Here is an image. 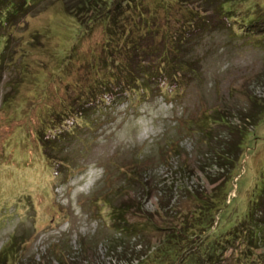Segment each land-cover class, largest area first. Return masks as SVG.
Masks as SVG:
<instances>
[{
	"label": "rangeland",
	"instance_id": "rangeland-1",
	"mask_svg": "<svg viewBox=\"0 0 264 264\" xmlns=\"http://www.w3.org/2000/svg\"><path fill=\"white\" fill-rule=\"evenodd\" d=\"M142 2L157 12L154 19L167 24V11L156 0ZM243 2L247 7L236 14L240 21L226 19L224 25L207 0H165L179 17L186 6L194 7L213 25L202 24L183 49L192 64L185 75L175 68L167 82L161 70L144 75L133 66L141 81L129 89L100 85L119 75L133 53L109 40L108 22H88L94 12L80 24L62 4L43 0L1 27L0 258L4 262L10 254L5 264H64L62 251L76 264H139L147 258L150 264V253L167 237L169 226L191 218L231 174L219 167L210 147L220 135L223 145L228 136L235 142L232 126L251 132L212 228L225 232L243 222L256 198L264 200V37L257 25L248 27L252 34L240 30L255 6L264 9V0ZM155 42L162 45L163 38ZM158 54L147 61L159 60ZM58 124L65 126L55 131ZM172 138L178 147L166 151L164 159ZM133 167L149 188L123 185L125 170ZM118 186L121 195H111ZM109 194L110 202L100 201ZM129 196L138 203L137 211L152 214L159 226H149L141 237L120 239L109 206ZM135 213L131 220L143 218ZM206 214L200 213L201 225ZM258 215L264 220V213ZM261 235L259 245L253 239L246 250L238 240L234 248L227 245L220 262L244 264L248 253L255 264H264V231Z\"/></svg>",
	"mask_w": 264,
	"mask_h": 264
},
{
	"label": "trees",
	"instance_id": "trees-1",
	"mask_svg": "<svg viewBox=\"0 0 264 264\" xmlns=\"http://www.w3.org/2000/svg\"><path fill=\"white\" fill-rule=\"evenodd\" d=\"M41 1L43 0H0V45L1 38L5 35L4 32H1V27H4L6 24L10 25L11 18H14L12 20L14 21L21 14L23 16L27 15ZM50 1L62 4L65 8V11L74 16L80 24L85 22L83 20L84 17L94 12L92 16H89L88 22L95 23L101 20L104 22H108L106 24V29L110 36L109 40L113 41V39L115 38L116 45L123 46L124 48L127 47L126 52L133 53L130 54L129 59H126V62L124 63V69L120 70L119 75H111L109 78L103 80L100 83L102 87L106 88L109 85L125 84V88L129 89L130 87H133L132 83L141 81L140 76H138L132 69L133 66H139L138 74L144 75L154 74L156 69L161 70L163 73H165L167 82L170 80L169 77H175V68H179L180 70H182L183 74L185 75L187 69H189L192 64L190 62H187V59L184 57V55H182L183 49L193 40V35L196 33V31H198L199 28H202L203 25H213L210 19H208L204 15L201 16V13L194 7L189 8V6H186V9H188V11L182 13L179 17L178 14L173 13V11L171 12L172 9L166 3H164L165 0H156V3L159 4L158 7H162L167 11V24L161 23L158 20L154 19V16L157 12L146 10L149 2L143 3L142 0L139 2L137 0ZM207 1L211 2V4H214L215 8L213 12H215L216 14L218 13L219 18L224 25L226 23V19L228 21L230 20L229 23L231 24H235L236 21H240L236 14L241 8H243V6L247 7L243 0ZM98 4L100 5V7L97 6ZM143 4L145 5L142 7ZM130 11L132 12L131 17L128 15H124L122 17L123 13H128ZM247 15L250 16H246L245 14L246 17H244V23L246 24V26H241L240 30L244 33L252 34L254 31L251 30L252 28L248 27L250 25H257L258 30L261 32L260 36L264 37V9L260 10L255 6V8L252 9L251 14L249 13ZM250 30L252 32H250ZM157 36L163 38L162 45H159L155 42V38H157ZM171 52H173V54H171ZM154 54H158L155 56L156 58H159V60L155 59L154 61H147V58ZM136 56L137 59H135ZM135 60L143 61L136 62ZM154 62H157V65H155ZM147 85L148 84L143 87L144 91L147 90ZM97 97L98 95H95L92 99H96ZM60 114L61 112H58L57 116H60ZM253 118L256 119V113L253 114ZM58 125L53 126H56L55 131L65 126L60 125L58 127ZM41 130L43 131V128H41ZM46 132L47 131L45 129L44 134H47ZM230 132L231 134L235 133L238 135V138L235 139V142L233 141V139L230 140L231 138L230 136H228L223 145L221 144V142H223L222 140L224 139V137L220 135L222 138L219 137V139H217L215 142L216 144L211 145L210 148L214 149V158L219 167H225V170H227V172L231 171V174L225 177L222 181H219L222 183L217 184V186L213 189V192H211L212 194L210 193L211 195H209V198L206 196V201L202 205V208H196L197 210H193L191 212V218L186 215V219L182 221L181 226L179 220L177 222L179 223V225L176 223L169 226L171 231L168 233L167 237L162 238V241L158 242L159 244L152 251V254L150 253L149 257H151V262L153 264H221L222 262L220 261L222 251L227 249V245L228 247L234 248L235 240L243 243V248L245 250L247 248L249 249V246L253 245L251 244V240L256 239L258 241V244L256 243L254 245H259V241L263 240L261 233L264 231V220H262L259 215L257 216L258 211H261V214L264 213V200L261 199L262 197L260 199L256 198L254 202L249 206V210L246 213L245 217L242 219L243 222H241L244 223L243 226H239L241 223L237 222L233 227L220 234H216V232L212 228L213 221L215 220V210L220 211L224 207L222 203L228 196V188L230 187L229 183L234 177L233 169L237 165L236 161H239L240 158H242V156L244 155V146L246 144V141H248L249 139L248 135L250 134L251 130L247 126H244L243 128L232 126L230 128ZM44 134L43 139H45L46 136ZM177 147L178 142L175 139L172 138L171 140H167V144L163 149L164 159L168 157L165 154L167 153L166 151H176ZM224 149H227V151H225ZM186 164L185 167L190 168V166ZM125 171L128 173V178L125 184H123L124 186H129L132 183H137L142 188L146 186L143 183L145 178L139 176V174L136 173L137 168L133 167L132 169ZM214 179L216 178H212V180ZM147 183L148 181H146V184ZM122 186H118L117 190L115 192L113 191L111 195H121L123 189ZM149 186L150 184L148 183V186L146 187L149 188ZM180 188L186 189V185H180ZM112 190L113 189L109 190V192H111ZM109 196L110 194L108 196L106 195L100 201L110 202L111 199L109 198ZM262 196L264 197V190H262ZM257 206L259 207V209H256ZM138 207V203H136L131 196L128 197V200L119 202L117 204L114 203L112 207L109 206V216L112 219V223H114L113 226L115 225V227H117V231L119 232L116 234L117 238L119 237L121 239L125 238L126 236L141 237L148 232L149 226H151L152 229V226H159L156 221H151L153 220L151 219L152 214L144 216L142 215L141 210L137 211ZM135 212L141 214V217H143L134 219L136 222L131 220L130 218ZM201 212L209 213V216L208 214L204 216L203 225L199 223V221H201ZM188 221L193 222L191 224H188L190 223ZM179 226L180 228H178ZM201 226L205 227V230L200 231ZM210 230H212V232L207 235ZM109 240L111 243H113L115 240V236H111ZM121 245L124 246V244L122 243ZM131 253L135 258H137L136 256L138 251L135 252L134 250H132ZM8 255L4 256V262L0 258V264H5V262H7ZM244 255V264L256 263L257 260L253 255H249L248 253H244ZM59 257L64 264H76L78 262L75 258H69L63 251L59 254ZM225 263L226 260L223 261L222 264ZM139 264H149L148 258Z\"/></svg>",
	"mask_w": 264,
	"mask_h": 264
}]
</instances>
